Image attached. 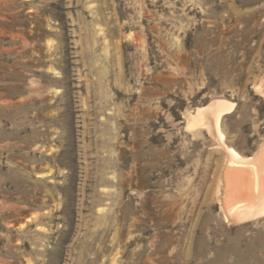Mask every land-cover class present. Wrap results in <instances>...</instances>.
I'll list each match as a JSON object with an SVG mask.
<instances>
[{"label":"rangeland","instance_id":"obj_1","mask_svg":"<svg viewBox=\"0 0 264 264\" xmlns=\"http://www.w3.org/2000/svg\"><path fill=\"white\" fill-rule=\"evenodd\" d=\"M264 142V0H0V264H264L224 220ZM213 132V133H212Z\"/></svg>","mask_w":264,"mask_h":264},{"label":"bare ground","instance_id":"obj_2","mask_svg":"<svg viewBox=\"0 0 264 264\" xmlns=\"http://www.w3.org/2000/svg\"><path fill=\"white\" fill-rule=\"evenodd\" d=\"M234 106L230 100L215 99L191 114L188 126H206L214 130L226 150L228 165L224 173L222 199L224 220L228 224H242L264 216V142L252 156H244L224 141L222 118Z\"/></svg>","mask_w":264,"mask_h":264}]
</instances>
